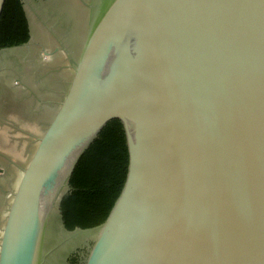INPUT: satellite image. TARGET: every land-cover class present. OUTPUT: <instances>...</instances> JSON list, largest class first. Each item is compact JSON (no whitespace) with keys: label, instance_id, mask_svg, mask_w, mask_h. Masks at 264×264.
I'll return each mask as SVG.
<instances>
[{"label":"water","instance_id":"obj_1","mask_svg":"<svg viewBox=\"0 0 264 264\" xmlns=\"http://www.w3.org/2000/svg\"><path fill=\"white\" fill-rule=\"evenodd\" d=\"M112 122L123 186L102 224L67 230L70 178ZM56 211L66 232L96 230L84 264H264V0H93L0 264H44Z\"/></svg>","mask_w":264,"mask_h":264},{"label":"rangeland","instance_id":"obj_2","mask_svg":"<svg viewBox=\"0 0 264 264\" xmlns=\"http://www.w3.org/2000/svg\"><path fill=\"white\" fill-rule=\"evenodd\" d=\"M21 1L29 41L0 50V243L23 171L71 83L93 4ZM59 216L54 212L48 228L44 264H84L96 230L66 232Z\"/></svg>","mask_w":264,"mask_h":264},{"label":"trees","instance_id":"obj_3","mask_svg":"<svg viewBox=\"0 0 264 264\" xmlns=\"http://www.w3.org/2000/svg\"><path fill=\"white\" fill-rule=\"evenodd\" d=\"M29 23L21 0H7L0 22V49L29 41ZM127 150L121 125L108 124L80 160L61 201L67 230L88 229L102 224L120 193L126 176Z\"/></svg>","mask_w":264,"mask_h":264},{"label":"flooded vegetation","instance_id":"obj_4","mask_svg":"<svg viewBox=\"0 0 264 264\" xmlns=\"http://www.w3.org/2000/svg\"><path fill=\"white\" fill-rule=\"evenodd\" d=\"M14 48V47H13ZM0 50H2V49H0Z\"/></svg>","mask_w":264,"mask_h":264}]
</instances>
